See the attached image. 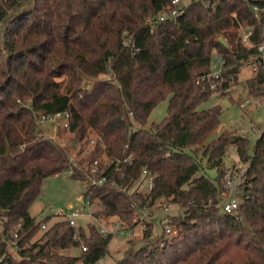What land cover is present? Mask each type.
<instances>
[{"label":"trees","instance_id":"1","mask_svg":"<svg viewBox=\"0 0 264 264\" xmlns=\"http://www.w3.org/2000/svg\"><path fill=\"white\" fill-rule=\"evenodd\" d=\"M170 2L0 0V264H96L108 252L111 235H102L96 223L82 226L75 239L68 221L43 230L50 218L37 221L30 213L46 177L72 169L73 176L84 178L66 148L44 136L36 121L39 112L65 110L80 126L77 139L95 132L88 160L108 157L109 177L132 186L143 168L155 175L153 190L136 195L140 205L164 197L182 210L170 215L179 237L168 238L164 231L153 236L150 223L141 244L129 239L113 264H264V130L253 152L246 134L228 129L199 145L220 124L222 109H198L214 93L197 83L210 72L214 49L222 55L225 75L239 72L256 53L254 45L235 41L230 32L227 43L218 38L234 22L252 28L254 44L260 41L264 12L257 16L251 4L264 6V0H218L215 9L193 0L176 20L147 23ZM263 80L264 67L245 80L250 95L264 93ZM228 86L224 82L223 93ZM166 99L167 116L149 123ZM131 111L140 124L135 130ZM231 143L246 166L239 180L241 205L226 212L219 196ZM127 157L131 162L116 174V164ZM84 195L104 205L99 216L115 215L132 225L133 201L114 185L88 187ZM19 224L17 260L8 248ZM73 247L81 253L62 251Z\"/></svg>","mask_w":264,"mask_h":264},{"label":"built area","instance_id":"2","mask_svg":"<svg viewBox=\"0 0 264 264\" xmlns=\"http://www.w3.org/2000/svg\"><path fill=\"white\" fill-rule=\"evenodd\" d=\"M193 0H171V2L160 12L156 15L155 18H148L147 23L153 25V22H161L166 21L168 19L176 20L180 15L185 12L186 7L192 2ZM201 1L205 7H210L215 9L218 5V0H196ZM251 8L259 16V12H264V6L258 3L251 4ZM260 17V16H259ZM232 28V27H231ZM241 29V30H240ZM240 38L244 45L252 46L254 45L257 49L256 53L251 54L249 58L245 59L242 63L246 62L251 66L252 75L255 76L260 71L262 67H264V34L260 41L254 44L252 40V28L243 27L239 28ZM264 33V32H263ZM227 38L224 34L219 36L220 38ZM214 56V66L211 67V70L206 75L199 76L197 79V83H206L208 84L209 88L213 91V93H221L223 90L224 82L229 84L228 88L234 85V80L236 78V74L238 75L239 72L231 71L227 75L224 74V69L226 68L225 65L223 66V59L220 52L217 50H213ZM250 76V77H251ZM262 85L264 86V80L262 81ZM254 98L259 97L264 101V93L261 95L253 96ZM249 100V98H246ZM244 104V101L241 102ZM37 124L40 126L42 131L48 130L49 138L56 140L62 147L66 148L64 141L69 137L71 139H76L79 134L80 126H74L73 121V114L70 110L65 111H58L52 114H47L43 112L37 113ZM129 121L131 127L135 130L139 127L138 121L134 118L133 112H129ZM49 123L50 130L47 127L41 126V124ZM261 131L264 130V123L260 127ZM86 140H83V145L80 146L74 154H69V159L71 164H80L78 165V170L84 173V178H82L86 184V188L92 186H104L107 183L114 185L119 191L123 194L128 196L133 201V206L136 209L135 216L133 218L132 225H129L122 221L118 216L115 215H98L101 210L105 207L98 201H92L87 196L78 195L76 198V203L78 204H70L66 209L58 208L55 211L56 216L63 217V220L68 221L71 227L74 229V238H80V226L78 222V218L83 217L85 215H89L95 220L96 225L98 227V231L106 236L108 234H112L115 231L127 230L129 235L133 236L135 234V229H138L142 236L144 232L148 229L149 221L148 217L151 214L150 210L154 204L158 201L160 202L159 207L164 212V217L161 218V222L163 223V231L166 237L173 238L179 237L180 231L177 227L171 224V206H177L171 203L164 197L156 199L155 202H151V198L148 199L146 203L140 205L136 200L137 196L142 193H149L153 190L155 184V175L152 174L147 168H143L140 176L136 179L135 183L132 186L125 185L123 183H118L116 181V177H109L107 172V165L109 162L108 157L105 155L101 158H96L92 161H89V157L92 155L93 151L95 150L96 144V134L93 131L89 132V135L86 136ZM80 140H77L80 141ZM84 146V147H83ZM68 152V151H67ZM125 162H131V158L127 157L123 160H119L118 164H116L114 168V172L116 174L122 171L121 164ZM125 174H122L119 178L122 180L124 179ZM116 178V179H115ZM240 178V177H239ZM236 174L233 173L232 169L226 171L224 175V189L219 196V204L222 206L223 210L226 212L230 211H237L241 205L242 197H243V187H240V181ZM134 186V187H133ZM133 187L132 189H130ZM98 203V209L94 208V205ZM81 205V206H80ZM91 209L89 213H86L85 209ZM179 211L182 210L177 206ZM95 210V211H94ZM178 212V213H180ZM111 223V227L108 224ZM21 224H19L13 231L12 236L15 238L11 242V246L17 247L18 241L16 237L17 229ZM42 228H47V224H43ZM82 249L85 251L87 250V245L82 244ZM99 263V261L97 262ZM78 264H83V261H79Z\"/></svg>","mask_w":264,"mask_h":264},{"label":"rangeland","instance_id":"3","mask_svg":"<svg viewBox=\"0 0 264 264\" xmlns=\"http://www.w3.org/2000/svg\"><path fill=\"white\" fill-rule=\"evenodd\" d=\"M243 27L249 26L245 25L244 23H239V25H237L233 22L231 23L230 27H227L225 31L226 33L224 32L223 34L228 41L229 39L226 35L229 34H227V32L235 35V41H241L239 28ZM214 56L215 55L213 54L211 61L212 66H214ZM240 66L237 84L227 88L224 93L219 92L213 94V96H211L207 101L203 102L198 107V109L202 110L219 105L222 109L220 114V124L214 130L204 136L199 141V145H205L211 142L216 136L225 131V129H228L232 132L234 131L237 133L246 134L250 140V151L253 152V147L258 137L262 133L260 127L264 123V101L259 99V97L254 98L253 95H250L247 84L245 83V80L250 75H252L251 66L246 62L241 63ZM246 98H249V100ZM242 101H244V104L241 103ZM168 102L169 99L163 100L153 109L150 115L149 123L160 122L167 116L169 106ZM41 126L42 128L47 127L50 130L49 123L41 124ZM49 133L50 132L48 130H44L43 135L48 137ZM86 139L87 138H84L83 140ZM77 140L80 139H77L76 137V139L73 140L68 137L64 141L63 145H65L68 153L74 154L78 149H80V146L83 145V140L78 142ZM224 162L226 167L232 169L233 173L236 174L238 178L241 176V173L246 166V163L240 159L238 149L234 143L228 145L226 155L224 156ZM78 165L80 164H73V166L76 167H78ZM208 172L212 177H216L217 175L215 169H209ZM72 174L73 171L70 169L57 175L48 176L43 180L40 194L30 207V213L36 218L37 221L50 218L47 226L57 221H63V217L55 215L56 209H66L70 204L79 205L78 202L76 203V198L78 195L80 196L84 194V191L86 190V184L82 177H75ZM159 203L160 202L158 201L153 205V207L150 209L152 210L151 214L148 217L149 221L152 223L153 236L163 233V223L161 222V218L164 217L165 214L159 207ZM171 207V215L180 212L177 206ZM92 209H98V203H96ZM90 210L91 209L89 208L85 209L86 213H89ZM93 221L94 223L96 222L89 215L78 218L79 224L85 226L84 228H87L88 223ZM108 225L112 229L111 223ZM43 230L39 231L35 235V237L32 239V242L38 240L41 237ZM109 235H111V237L108 245V252L106 256L100 259L99 263L96 264H113L115 261L120 259L129 246V239H132L136 246L141 244L139 241L142 239V234L138 229H135V234L133 236L129 235L127 230L115 231L114 233L108 234L106 236ZM62 251L72 253L74 255H79L81 253V250L78 247H73ZM8 253H10V255L17 260L21 259L18 246L14 247L10 245L8 248Z\"/></svg>","mask_w":264,"mask_h":264},{"label":"water","instance_id":"4","mask_svg":"<svg viewBox=\"0 0 264 264\" xmlns=\"http://www.w3.org/2000/svg\"><path fill=\"white\" fill-rule=\"evenodd\" d=\"M222 41H224L225 43H227V40L223 37L221 38Z\"/></svg>","mask_w":264,"mask_h":264},{"label":"crops","instance_id":"5","mask_svg":"<svg viewBox=\"0 0 264 264\" xmlns=\"http://www.w3.org/2000/svg\"><path fill=\"white\" fill-rule=\"evenodd\" d=\"M220 39H221V38H220ZM240 67H241V66H240ZM239 73H240V69H239ZM250 76H251V75H250ZM250 76H249V77H250ZM238 77H239V74H238ZM93 222H94V221H93ZM80 226H83V225H82V224H80ZM83 227H85V226H83Z\"/></svg>","mask_w":264,"mask_h":264}]
</instances>
